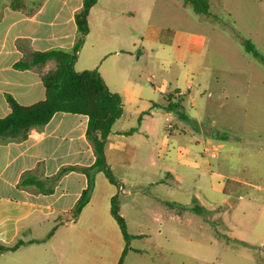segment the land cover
<instances>
[{
  "label": "crops",
  "instance_id": "1",
  "mask_svg": "<svg viewBox=\"0 0 264 264\" xmlns=\"http://www.w3.org/2000/svg\"><path fill=\"white\" fill-rule=\"evenodd\" d=\"M0 7V118H5L12 111L9 96L22 106L45 99L42 77L55 68V61L27 70L16 69L15 65L33 52L73 51L79 38L76 14L82 10L83 0H21L19 7H13L12 0H1ZM143 10L146 20L151 5L148 10L144 5ZM138 11L134 0H98L90 11V31L79 49L75 70H97L109 90L117 93L111 85L122 80L120 57L139 56L144 43L154 44L152 35L145 40L147 24L141 28L136 22ZM139 30L143 34H139L138 40ZM174 37L172 47L177 48L183 62L186 51L202 54L206 41L203 34L181 31ZM244 77L245 82L236 81L235 85L247 92L252 78ZM259 83L264 92V80ZM160 93L164 102L154 104L153 108L169 117L178 116L184 122L194 119L184 112L182 104L183 98L191 95L190 90L166 92L163 86ZM169 96L181 98L177 113L164 109ZM211 107L212 104L206 105L208 109ZM88 123L84 115L57 113L45 127L33 130L23 141H0V241L13 244L20 239L27 243L15 252L1 254L0 264H127L128 261L134 264V258L129 259V246L122 230L111 214L116 196L126 224L130 219L141 223L148 214L158 222L157 233H163L166 242L150 238L154 253L168 255L173 254L170 249H178L179 226L183 227L184 206L189 205L180 203L174 191L182 189L186 168L200 170V163L188 158L190 150L176 148L168 137L160 138L157 129L147 121L130 130H116L114 124L106 144V157L122 186L113 185L103 172L98 173L90 201L78 219H73L72 211L87 188L88 178L80 171L67 172L58 180L56 177L63 169L89 168L96 162L88 138ZM208 136L202 143L217 150L214 144L217 138ZM26 174L35 177L33 185H20ZM200 205L205 211L204 205ZM56 221L63 224L49 237ZM105 227L112 233L107 252ZM144 235L137 233L134 237ZM242 244L262 254L235 256L241 264L264 262V241L259 244L242 241ZM228 262L236 263L234 257ZM147 263L177 264L175 260L155 261L153 257Z\"/></svg>",
  "mask_w": 264,
  "mask_h": 264
},
{
  "label": "rangeland",
  "instance_id": "2",
  "mask_svg": "<svg viewBox=\"0 0 264 264\" xmlns=\"http://www.w3.org/2000/svg\"><path fill=\"white\" fill-rule=\"evenodd\" d=\"M134 1L139 10L136 22L141 28L147 24L145 40L152 35L154 44L144 43L139 56L120 57L122 80L111 85L123 101V115L115 129L130 130L147 121L160 138L168 137L176 148L190 150L188 158L198 161L200 170L186 168L182 189L174 194L184 205L201 203L205 211L185 210L178 249H170L173 254L168 255L154 253L149 243L150 238L166 242L151 214L141 223L130 219L126 224L129 259L134 258V264H148L151 257L177 264H241L235 256H261L242 241H264V92L259 83L264 80V63L245 44L252 43L264 56V0H209L210 16L198 14L183 1ZM144 5L147 10L151 5L146 20ZM181 31L206 36L201 55L186 51L184 62L178 57L172 42ZM250 75L249 91L238 90L235 82H245L244 76ZM163 86L166 92L190 90L182 104L193 120L184 122L153 108L164 102ZM209 104L212 109L206 108ZM211 134L217 138V150L202 143ZM137 233L146 235L136 238ZM104 235L107 252V241L112 240L108 227ZM230 257L236 263H229Z\"/></svg>",
  "mask_w": 264,
  "mask_h": 264
},
{
  "label": "trees",
  "instance_id": "3",
  "mask_svg": "<svg viewBox=\"0 0 264 264\" xmlns=\"http://www.w3.org/2000/svg\"><path fill=\"white\" fill-rule=\"evenodd\" d=\"M183 1L185 4L191 5L198 14L210 16L209 0ZM20 3L21 0H12L13 7H19ZM97 3L98 0H83V8L76 14L79 38L73 51L52 50L45 53L33 52L28 58L23 59L15 65L16 69L27 70L43 66L50 60L56 63L55 68L42 77L46 91L44 100L31 106H22L9 96L8 102L12 111L7 117L0 118V141L10 142L25 140L33 130L45 127L57 113L79 114L88 117V138L92 142L96 162L89 168L69 167L63 169L56 177L58 180L67 172L80 171L88 178L87 188L72 211L74 220L78 219L82 210L90 201L95 177L98 173L103 172L113 185L122 186L113 174L106 157L108 137L112 132L114 124L123 115L122 98L118 93H113L109 90L97 70H84L82 72L75 70V64L78 59L76 51H79L85 37L89 34L90 11ZM245 44L248 51L252 52L259 62L264 63V56L254 45L248 41ZM180 99L169 96V99H166L167 105L164 109L167 112L177 113ZM35 180V177L26 174L22 177L20 185H33ZM37 185H39L38 181ZM184 208L198 214L204 212L203 207L197 202L184 206ZM111 214L120 226L127 246H129L130 236L127 233L125 219L120 213L117 196L112 200ZM61 224L63 222L56 221V225L50 232L49 237L54 235L57 227ZM25 244L27 243L20 239L16 240L13 244H5L0 241V255L6 252H15Z\"/></svg>",
  "mask_w": 264,
  "mask_h": 264
},
{
  "label": "built area",
  "instance_id": "4",
  "mask_svg": "<svg viewBox=\"0 0 264 264\" xmlns=\"http://www.w3.org/2000/svg\"><path fill=\"white\" fill-rule=\"evenodd\" d=\"M76 54L78 55V54H79V51H76ZM214 154H215V153H214ZM214 154H213V155H214Z\"/></svg>",
  "mask_w": 264,
  "mask_h": 264
}]
</instances>
